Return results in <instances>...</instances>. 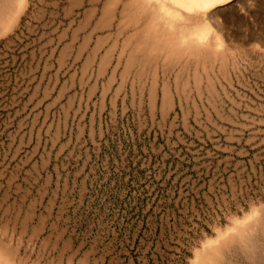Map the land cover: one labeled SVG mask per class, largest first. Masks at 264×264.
<instances>
[{"label":"rangeland","instance_id":"374dc122","mask_svg":"<svg viewBox=\"0 0 264 264\" xmlns=\"http://www.w3.org/2000/svg\"><path fill=\"white\" fill-rule=\"evenodd\" d=\"M166 3L26 0L0 35L2 264H192L264 203V0Z\"/></svg>","mask_w":264,"mask_h":264},{"label":"bare ground","instance_id":"6f19581e","mask_svg":"<svg viewBox=\"0 0 264 264\" xmlns=\"http://www.w3.org/2000/svg\"><path fill=\"white\" fill-rule=\"evenodd\" d=\"M25 1L26 0H0V35L13 25ZM157 1L161 9L171 13L172 10L166 1L182 5L186 8H201L213 0ZM249 218L252 219L251 222L249 221L251 225L241 226ZM232 223H235V225L227 226L224 230L217 232L216 237L207 239L206 243H203L204 249L197 250L191 263L234 264L232 261L235 255L241 254L245 256L247 261L253 264H263L261 262L263 260L260 259L263 254L260 255V251L261 248L264 250V245L261 243L264 239V203L252 207L250 212L246 213L242 218H236L235 222Z\"/></svg>","mask_w":264,"mask_h":264}]
</instances>
